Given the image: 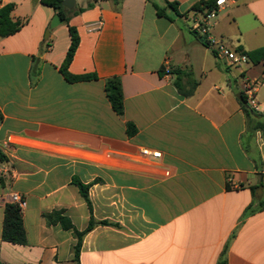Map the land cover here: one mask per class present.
<instances>
[{"label": "crops", "instance_id": "crops-1", "mask_svg": "<svg viewBox=\"0 0 264 264\" xmlns=\"http://www.w3.org/2000/svg\"><path fill=\"white\" fill-rule=\"evenodd\" d=\"M150 1L163 0H97L70 18L79 44L68 72L96 79L69 83L59 72L67 26L47 33L51 8L7 0L21 26L0 37L1 264H217L227 243L226 264H264V139L254 128L264 116H247L241 98L243 79L264 78V60L236 68L217 58L195 30L202 16L189 11L199 0H167L188 11L172 22ZM207 37L244 54L264 47V0L219 7ZM176 70L183 90L196 83L190 95L174 86ZM112 77L122 116L105 95ZM254 101L264 110V87ZM11 193L26 203L24 245L1 238ZM55 212L78 232L90 218L113 225L88 231L74 263L72 232L44 217Z\"/></svg>", "mask_w": 264, "mask_h": 264}, {"label": "trees", "instance_id": "trees-1", "mask_svg": "<svg viewBox=\"0 0 264 264\" xmlns=\"http://www.w3.org/2000/svg\"><path fill=\"white\" fill-rule=\"evenodd\" d=\"M63 1L64 0H40L42 5L51 8L53 12L59 16V18L62 20V23L67 26V30L69 33L70 44L65 54L64 60L59 68V72L61 73L63 78L69 83L95 80L96 79L95 74L72 75L68 72L69 64L71 63L74 53L79 44V36H78L77 30L75 29V27L69 25V21L72 16H76L82 13L83 11H85L86 9L92 8L97 2V0H92V2L87 3L86 7L84 8L79 7V8H72V9H66L65 7H63L62 6ZM150 2L155 10V14L157 17L165 18L171 22L174 20L173 17L182 18V17H186L188 14V11L186 12L179 11V4L177 2H169L167 0H163L161 6L157 5L153 1H150ZM12 9H13V5L8 4L4 8H2V10H0V37L1 38L13 35L20 29L21 24L19 22H13L11 20L10 13ZM189 11L195 14H199L200 16H207L213 12L216 13L218 11V7L215 3V0H199L198 2L194 3L191 6ZM202 43L204 45H208L205 42H202ZM246 55L248 56L249 60L253 63H258L260 61H263L264 60V47L254 50L252 52H249ZM160 72L164 73V69H162ZM173 73L176 75L174 86L177 88L178 92L184 97L190 95L196 83L192 82L190 89L185 91L183 90L179 82L181 73L177 70L174 71ZM104 91H105L106 98L112 110L118 116H122L123 115V94H122L120 79L118 77H112V78L105 80ZM241 98H242L243 103L245 104V100L242 94H241ZM243 110L247 116H249L250 113H254L250 108L246 106L245 107L243 106ZM255 114L262 115L260 113H255ZM254 128L259 129L264 139V124L257 123L254 125ZM135 131L136 129L133 124L131 123L126 124V132L128 136H133L135 134ZM2 160H4V157L0 154V161ZM75 183L79 189L81 196L85 200H87V187L83 186L78 181H76ZM259 186L261 187L262 185L260 184ZM226 188L229 189L228 185H226ZM257 189H258V186H254L250 188V192L253 195V197L255 196V191ZM257 210L258 211L264 210V201H261L259 203V207ZM252 212H255V211L250 209L249 213H252ZM44 217L48 224L58 223L64 230L72 232V235L76 239V244L73 247V259L72 260L74 263H77L79 247L81 244L82 237L88 231H90L95 225H113L107 221L96 222L92 218H90L87 228L82 232H78L77 230H75L70 220L67 217L62 216L58 212L52 213L50 215H46ZM1 238L3 241L11 243V244H15V245L25 244V233L23 230L20 210L18 209L17 206L13 204H7L4 207V217H3ZM228 246H229V243L226 244L225 248L221 252V255H220V258L217 264H226L225 254H226V250Z\"/></svg>", "mask_w": 264, "mask_h": 264}, {"label": "built area", "instance_id": "built-area-1", "mask_svg": "<svg viewBox=\"0 0 264 264\" xmlns=\"http://www.w3.org/2000/svg\"><path fill=\"white\" fill-rule=\"evenodd\" d=\"M236 0H215L217 7H222L225 4H233ZM7 5V0H0V10ZM215 13H211L207 16H202L201 21L195 26V30H198L201 36L205 37V42L212 46L214 49V54L217 58L223 60L227 65L240 68L243 65L247 64L249 61L248 56L241 52H236L228 48L221 41H214L207 37V28L209 20L214 17ZM164 72L167 74L169 68L166 66L163 68ZM264 77V72H263ZM260 87H264V78L257 82H250L249 80L243 79L241 81V94L244 97L246 107L250 108L254 113H260L264 115V110H259L254 101L255 93ZM140 154L143 157H150L152 159H160L161 152L151 151L148 149L140 150ZM6 169L0 165V178L5 174ZM10 204H13L18 207L19 210L25 208V200L18 193H11L9 196Z\"/></svg>", "mask_w": 264, "mask_h": 264}, {"label": "water", "instance_id": "water-1", "mask_svg": "<svg viewBox=\"0 0 264 264\" xmlns=\"http://www.w3.org/2000/svg\"><path fill=\"white\" fill-rule=\"evenodd\" d=\"M75 4V0H64L62 2V6L65 7L66 9H72L73 6ZM62 24V20L59 18L58 15H54L50 24H49V29L47 31V33L49 32V30L55 28L58 25Z\"/></svg>", "mask_w": 264, "mask_h": 264}, {"label": "rangeland", "instance_id": "rangeland-1", "mask_svg": "<svg viewBox=\"0 0 264 264\" xmlns=\"http://www.w3.org/2000/svg\"><path fill=\"white\" fill-rule=\"evenodd\" d=\"M195 17H198L197 15Z\"/></svg>", "mask_w": 264, "mask_h": 264}]
</instances>
